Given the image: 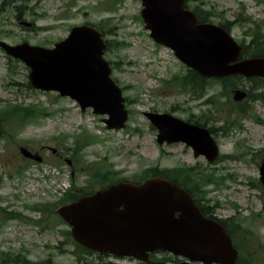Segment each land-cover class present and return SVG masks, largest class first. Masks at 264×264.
I'll return each mask as SVG.
<instances>
[{
    "label": "rangeland",
    "instance_id": "374dc122",
    "mask_svg": "<svg viewBox=\"0 0 264 264\" xmlns=\"http://www.w3.org/2000/svg\"><path fill=\"white\" fill-rule=\"evenodd\" d=\"M3 1L0 0V39L10 45L26 42L50 49L64 40L72 27L90 23L102 28L108 45L117 44L115 48L108 47L105 59L113 68L112 78L123 90L129 120L125 130L108 131L103 123L106 117L94 116L91 111L82 113L75 102L58 98L57 94L29 89V69L21 62H10L0 49V112L11 104L36 106L51 113L30 123L25 130H17L16 134L19 146L42 156V163L28 162L19 154L18 144L9 145L3 136L0 139L2 204L26 216V219L5 224L1 222L0 212V257L5 253H23L36 264L49 260L54 264H76L72 255V238L68 239L64 234L69 227L56 217L49 218V222L41 226L36 222L42 220L43 215L27 206L56 202L71 188L72 180L74 192L79 194L99 188V184L89 186L88 171L79 169L85 164L77 165L74 174L73 166L67 164L77 139L95 135L96 139H91L81 153L83 160L91 165L105 163L108 169L117 173L115 176L129 181H138L144 172L156 166L173 169L186 165L201 171H214L218 178H227L221 187L205 188L209 207L221 219L237 217L246 220L244 226L251 232V241L257 247L255 252L252 251L255 261L249 254L246 260L252 264H264V191L258 184L264 159V88L251 93L249 89L248 100L241 102L248 105L246 116L224 106L207 104L221 92L218 82H213L202 98L178 88H168L165 82L175 76L182 77L188 71L170 49L158 46L152 40L141 18L143 7L140 0H29L26 5L17 3L9 10H3ZM201 2L202 7L213 14V24H231L230 33L237 42L250 41L251 37L247 38L245 32L252 30L253 22L262 25L264 34V0ZM201 2H190V9L201 6ZM241 15L243 18L247 16V24H234ZM251 86L252 81L243 78L240 88L247 91ZM252 93H261L263 99L253 102ZM229 99L237 103L231 98V92ZM147 112L169 113L184 121L189 117L203 120L214 129L220 158L231 155L241 158L236 161H220L219 158L210 164L204 157L196 158L183 144L160 147L157 131L144 115ZM207 114L209 118H205ZM16 120L10 123L14 124ZM227 120L239 121L241 128L235 127L224 133ZM48 148L60 153L54 155ZM19 167L23 169L21 177L17 176L22 172ZM255 214L260 217L253 218ZM47 225L49 229H45ZM108 261L138 264L130 260Z\"/></svg>",
    "mask_w": 264,
    "mask_h": 264
},
{
    "label": "water",
    "instance_id": "95a60500",
    "mask_svg": "<svg viewBox=\"0 0 264 264\" xmlns=\"http://www.w3.org/2000/svg\"><path fill=\"white\" fill-rule=\"evenodd\" d=\"M142 17L152 39L174 51L191 70L206 78L230 76L264 79V60L240 62L243 48L221 27L200 25L184 7L186 0H140ZM8 55L31 69L33 88L57 92L76 101L85 112L108 116V130L125 129L128 112L122 90L112 80L104 59L103 34L90 26L74 28L53 50L23 44L0 43ZM245 98L237 92L236 101ZM158 129V143H185L195 157L210 162L218 148L210 133L170 115L146 114ZM1 136V127H0ZM28 158L26 150L21 151ZM264 184V166L261 170ZM60 216L72 227L74 239L100 254L134 257L147 261L150 253L167 252L188 259L184 264H236L226 229L206 219L191 197L176 184L151 178L143 185L120 183L63 207Z\"/></svg>",
    "mask_w": 264,
    "mask_h": 264
},
{
    "label": "trees",
    "instance_id": "16d2710c",
    "mask_svg": "<svg viewBox=\"0 0 264 264\" xmlns=\"http://www.w3.org/2000/svg\"><path fill=\"white\" fill-rule=\"evenodd\" d=\"M12 1V0H10ZM24 1V0H22ZM191 1H201V0H189ZM202 6V5H201ZM201 6H196L194 9V12L196 16L198 17L199 21L201 23L203 22H210V20L213 17V14H211L208 11H205L201 8ZM241 18V19H240ZM246 19V20H245ZM248 18L238 17V19L234 22V24H238L242 26L243 24H247ZM254 27L250 32H246V35L251 37L250 41L247 43L246 41H243L242 45L244 47V58H264V34H263V28L261 24L254 23ZM226 30L230 29V23L221 24ZM249 37V38H250ZM111 46V45H110ZM115 46H111L112 48H115ZM110 47V48H111ZM174 82H179L182 89L185 90V88H190L195 94L203 95L205 91L208 90V87L210 86V81H207L204 78L199 77L197 74L189 71V73L185 77H176L174 79ZM242 79L239 77H231L227 78L223 81L222 87L223 89H226L222 94H220V97L224 98V96H227V92L229 90H236L239 89L241 86ZM258 81H254V84L257 85ZM256 97H260L256 96ZM212 103H215L212 101ZM240 107V106H239ZM240 110L243 113H246L243 108L240 107ZM35 112L31 110L30 108L20 107V106H12L9 105L6 109L2 111L0 114V120L6 124L8 121H12L15 118H19V120L22 122L20 124L25 123L27 120H29ZM201 121H198L196 123H200ZM203 126H206L203 124ZM90 137V136H89ZM89 137H85V140H87L84 144L89 143L91 140ZM82 147L74 151V158H78L79 153L82 151ZM104 169V170H103ZM117 174L116 172H113L111 169H105L102 166H99L93 170V178L92 183H99L102 184V187L107 186V184H112L113 182L118 181V176H115ZM155 175H161L164 177H168L172 181L176 182L180 186L184 187L194 199H197V203H201L202 198L200 197L203 192V186L205 182L207 181H213L214 175L212 174H206L205 172L196 171L193 168H177L172 170L167 169H160L159 167L151 168L150 170L146 171L141 177L147 178ZM87 194V193H86ZM84 194V195H86ZM80 196L73 193L72 191L67 192L63 199L61 200V203L65 202H73L77 200ZM57 206V205H56ZM202 209L205 214H209L211 211L210 209L202 206ZM44 212L48 213L50 210L45 207ZM211 216V215H210ZM228 229L231 237L240 245H246V240L248 239V236H251V232L247 230L244 226V221H238L236 219H229L222 222ZM246 239V240H245ZM79 250H81L85 256H90L92 253L80 246H77ZM82 256L79 255L78 260H84ZM0 263L2 264H26L27 259L25 256L21 254L16 255H2L0 257ZM82 264V263H81ZM88 264V263H84ZM89 264H95V263H89ZM239 264H252L250 261L241 258L239 261Z\"/></svg>",
    "mask_w": 264,
    "mask_h": 264
}]
</instances>
